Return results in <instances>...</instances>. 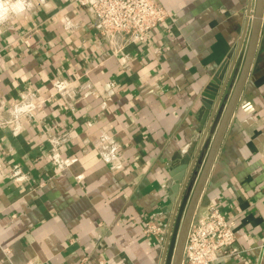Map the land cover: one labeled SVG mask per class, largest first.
<instances>
[{"label": "crops", "instance_id": "crops-1", "mask_svg": "<svg viewBox=\"0 0 264 264\" xmlns=\"http://www.w3.org/2000/svg\"><path fill=\"white\" fill-rule=\"evenodd\" d=\"M157 2L169 16L139 39L78 0H0V264H163L173 186L212 136L202 95L215 77L213 101L231 93L254 0ZM210 204L235 221L216 264H264V18L196 214Z\"/></svg>", "mask_w": 264, "mask_h": 264}, {"label": "built area", "instance_id": "built-area-1", "mask_svg": "<svg viewBox=\"0 0 264 264\" xmlns=\"http://www.w3.org/2000/svg\"><path fill=\"white\" fill-rule=\"evenodd\" d=\"M81 5L92 4L98 19L97 28L103 36L116 33L131 34L142 39L165 23L169 13L157 0H78ZM20 172L12 178L20 180ZM235 221L228 218L219 204H210L205 212L196 214L191 224L184 250L183 264H216L232 255L235 243ZM145 234L158 237L163 228L156 220L145 224Z\"/></svg>", "mask_w": 264, "mask_h": 264}, {"label": "water", "instance_id": "water-1", "mask_svg": "<svg viewBox=\"0 0 264 264\" xmlns=\"http://www.w3.org/2000/svg\"><path fill=\"white\" fill-rule=\"evenodd\" d=\"M264 18V0H254L253 17L247 38L246 50L239 69L238 77L233 84L229 96L224 97L227 87L219 95L217 101L211 93L219 85V80L215 77L206 87L203 93V104L206 108L215 109L211 124L207 129V133H211V138L208 137L205 148L207 155L204 163L199 161L200 166L190 171L188 179L184 182L181 188L180 179L175 181L173 186L174 194L172 200H175V194L180 193V201L175 208V214L171 222L170 234L167 249L165 251L163 264H183L184 250L187 241V236L191 224L195 218L197 207L206 187L211 171L215 165L216 159L220 152L226 132L230 126L245 85L249 78L257 47L259 44ZM248 28H246L247 34ZM226 63L218 71L217 76L224 71ZM226 103L222 104V101ZM215 106V107H214ZM184 169V168H183Z\"/></svg>", "mask_w": 264, "mask_h": 264}, {"label": "rangeland", "instance_id": "rangeland-1", "mask_svg": "<svg viewBox=\"0 0 264 264\" xmlns=\"http://www.w3.org/2000/svg\"><path fill=\"white\" fill-rule=\"evenodd\" d=\"M240 67V66H239ZM240 69V68H239Z\"/></svg>", "mask_w": 264, "mask_h": 264}]
</instances>
